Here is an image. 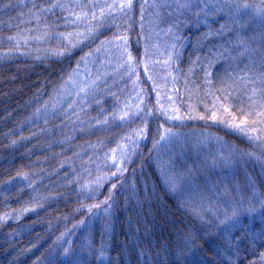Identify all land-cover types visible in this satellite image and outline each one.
I'll return each mask as SVG.
<instances>
[{"label":"trees","instance_id":"trees-1","mask_svg":"<svg viewBox=\"0 0 264 264\" xmlns=\"http://www.w3.org/2000/svg\"><path fill=\"white\" fill-rule=\"evenodd\" d=\"M213 3L196 29V3L167 19L158 0H97L99 25L81 36L83 0H0V264H264V0ZM149 23L175 26L178 45L190 37L177 120L148 74ZM114 41L131 79L69 109L75 70ZM131 96L123 119L107 118ZM231 197L238 224L224 227Z\"/></svg>","mask_w":264,"mask_h":264},{"label":"rangeland","instance_id":"rangeland-1","mask_svg":"<svg viewBox=\"0 0 264 264\" xmlns=\"http://www.w3.org/2000/svg\"><path fill=\"white\" fill-rule=\"evenodd\" d=\"M159 3H167V11L164 16L170 19L172 15L178 12L181 8L198 4L204 9L203 13L198 15L193 23V26L198 29L208 26L213 17L208 15L210 10H214L215 6L213 0H158ZM84 6L79 12V17L82 19L81 27L77 29V33L85 36L87 33H93L99 22L95 20V13L92 12L93 5L97 0H83ZM155 8L156 4L153 3ZM218 11V10H216ZM208 13V14H207ZM150 15L152 13L150 12ZM156 16V15H155ZM169 17V18H168ZM179 35L175 26L166 24L161 28H154L151 23L147 27L145 35L146 44V67L151 81L154 84L160 107L169 120H177L176 95L178 88L176 84V72L180 62V58L190 40V37L185 38L178 45ZM133 75L132 63L128 50L123 42L114 41L106 46L100 48L86 58V60L75 70L74 75L69 82V96L72 97L69 109L75 108L77 111H90L91 108L104 104L107 99L113 95H117L125 88V82L129 81ZM120 85L121 88L116 87ZM133 104V96L129 97L126 103H123L119 108L115 109L108 117H116L123 119L127 110ZM201 137H198V139ZM212 139V138H211ZM192 140V138H191ZM214 140V139H213ZM211 140V141H213ZM204 143L206 139L202 138ZM216 142V141H215ZM175 143V138L166 142L167 148H170ZM216 156L220 159L227 155L222 146L216 143ZM137 144L130 142L122 145L116 149L113 154V161L120 167L136 154ZM168 162V161H167ZM162 170L166 169L162 167ZM171 172V170L166 169ZM217 202H220L218 196ZM232 204L230 208L234 211L232 216L226 217L229 226L238 224V217L234 215L240 207L238 202L232 197L230 198ZM205 202V201H203ZM255 204L251 203L250 210H254ZM207 208L209 209L208 205ZM226 211V208H223ZM258 211H255V216ZM251 215H254L252 213ZM250 217L247 224L249 229L254 226V219ZM77 264V262H75Z\"/></svg>","mask_w":264,"mask_h":264}]
</instances>
